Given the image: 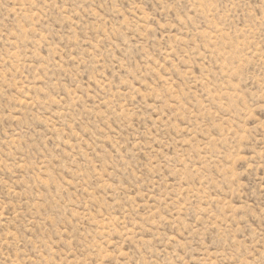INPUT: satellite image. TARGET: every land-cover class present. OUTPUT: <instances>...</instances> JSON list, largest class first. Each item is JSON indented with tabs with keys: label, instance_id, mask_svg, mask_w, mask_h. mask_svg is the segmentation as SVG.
I'll use <instances>...</instances> for the list:
<instances>
[{
	"label": "rangeland",
	"instance_id": "rangeland-1",
	"mask_svg": "<svg viewBox=\"0 0 264 264\" xmlns=\"http://www.w3.org/2000/svg\"><path fill=\"white\" fill-rule=\"evenodd\" d=\"M0 264H264V0H0Z\"/></svg>",
	"mask_w": 264,
	"mask_h": 264
}]
</instances>
